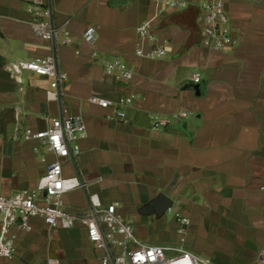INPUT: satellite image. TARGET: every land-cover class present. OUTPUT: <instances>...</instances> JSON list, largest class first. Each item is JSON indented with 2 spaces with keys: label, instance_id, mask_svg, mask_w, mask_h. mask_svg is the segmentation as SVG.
<instances>
[{
  "label": "crops",
  "instance_id": "1",
  "mask_svg": "<svg viewBox=\"0 0 264 264\" xmlns=\"http://www.w3.org/2000/svg\"><path fill=\"white\" fill-rule=\"evenodd\" d=\"M28 1L0 0L3 196L35 189L53 158L41 141L24 138L26 128L43 129L58 113V103L45 94L49 77L23 72L19 84L7 69L12 60L50 51L32 32ZM187 1L184 9L157 14L155 0H51L57 21H67L72 36L58 48V58L67 74L64 105L69 114L81 115L86 128L78 168L88 191L102 204L116 203L146 244H175L210 264H254L264 246V0H226L235 40L227 51L200 45L198 0ZM146 19L157 40L166 42L161 59L133 53L135 27ZM89 26L95 29L92 43L82 39ZM112 59L131 67L128 79L104 75ZM192 73L199 74L198 82ZM130 94L122 120L108 119L112 108L87 100ZM177 111L186 117L174 120ZM154 118L169 122L152 130ZM62 168L64 175L74 172L66 162ZM158 194L172 202L161 215L147 208ZM62 200L67 211H85L80 189ZM176 213L188 224H180ZM31 222L30 231H14V254L0 264H45L50 257L59 264H99L81 225L63 229L46 227L39 218Z\"/></svg>",
  "mask_w": 264,
  "mask_h": 264
},
{
  "label": "built area",
  "instance_id": "2",
  "mask_svg": "<svg viewBox=\"0 0 264 264\" xmlns=\"http://www.w3.org/2000/svg\"><path fill=\"white\" fill-rule=\"evenodd\" d=\"M155 13L177 11L188 5L187 0H155ZM226 0H198L200 45L212 49L227 51L235 40L227 27L225 13ZM26 12L30 16L32 32L50 44V51L38 58L16 59L7 64V69L15 81L22 84L21 74L32 72L49 77L47 98L56 101L58 113L50 118L49 125L43 129L26 128L25 139L41 141L47 153L52 155L35 189H20L9 196L0 195V258H10L15 251L16 230L30 231L33 218L42 220L46 227L69 229L76 224L85 230L86 239L97 250L99 264H210L179 246L141 243L132 235L130 225L116 211V203L102 204L96 193L88 191L89 181L85 180L78 168L77 157L80 153V141L86 137L84 121L79 114H69L63 102V90L67 74L59 66L58 48L72 42L67 21L58 22L51 0H29ZM136 42L133 53L136 57L158 60L166 55L164 41H158L151 19L138 23L135 27ZM95 29L87 27L82 39L92 43ZM104 75L114 79H128L131 67L118 59L106 61ZM192 82L199 81V74H191ZM22 89V86L19 87ZM133 98L130 94L116 101L91 95L88 102L100 108H112L108 119H124L123 108ZM185 111L172 113L174 120L185 118ZM168 120L154 118L151 129L165 127ZM63 162L74 168L72 175L63 174ZM80 189L84 192L86 208L82 213L64 209L62 196L68 191ZM180 224L187 225L188 219L175 214ZM183 238H180V242ZM264 263V246L257 255L254 264ZM45 264H59L54 257L47 258Z\"/></svg>",
  "mask_w": 264,
  "mask_h": 264
},
{
  "label": "water",
  "instance_id": "3",
  "mask_svg": "<svg viewBox=\"0 0 264 264\" xmlns=\"http://www.w3.org/2000/svg\"><path fill=\"white\" fill-rule=\"evenodd\" d=\"M172 205V202L164 197L162 194H158L154 199H152L147 208L149 210L153 209L157 215L165 213Z\"/></svg>",
  "mask_w": 264,
  "mask_h": 264
},
{
  "label": "rangeland",
  "instance_id": "4",
  "mask_svg": "<svg viewBox=\"0 0 264 264\" xmlns=\"http://www.w3.org/2000/svg\"><path fill=\"white\" fill-rule=\"evenodd\" d=\"M169 215H170L169 217H172L171 214H169ZM124 221L127 222V223H129L127 220H124ZM129 224H130V223H129ZM131 231H132V229H131ZM132 235H133V237H134L135 239H137L139 242H141V243H145L144 240L138 238V237L135 235V233H134L133 231H132ZM159 245H163V246H174L175 244H171V245L159 244Z\"/></svg>",
  "mask_w": 264,
  "mask_h": 264
}]
</instances>
